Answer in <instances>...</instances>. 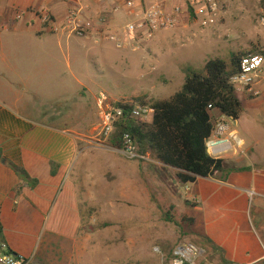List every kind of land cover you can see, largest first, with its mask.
<instances>
[{
	"label": "rangeland",
	"instance_id": "obj_1",
	"mask_svg": "<svg viewBox=\"0 0 264 264\" xmlns=\"http://www.w3.org/2000/svg\"><path fill=\"white\" fill-rule=\"evenodd\" d=\"M141 1L151 5L157 0ZM113 2H84L83 18L92 22L90 29L83 36L61 30L58 38L50 35L43 43L50 50H63L58 57H49V63L63 66V88L58 89L63 95L53 102L41 99L43 108L62 109L65 118L58 121L62 126L71 124L73 116L76 120L78 113L90 126L82 135V154L65 179L64 193L72 192L73 184L80 207L95 208L90 224L81 223L75 233L73 250H69L71 242L67 239V247L57 249L54 264H216L193 242L198 238V228L195 226V234L191 235L183 229L184 220L194 217V209L174 172L126 159L100 135L97 96L104 91L119 101L140 102L138 98L143 96L147 100L166 99L183 87L188 69L205 73V63L211 58L230 60L234 52L259 49L264 46L259 4L255 7L250 0L247 7L234 9L215 37L211 38L208 26L204 36L199 29L192 41L187 37L194 31L170 43L168 35L174 30L160 32L149 41L130 40L124 32L130 17L124 12L111 15ZM197 13L200 20L207 17L202 6ZM105 16L110 18L103 24ZM53 90L50 87L49 94ZM241 100L244 112L232 128L241 138L252 136L264 143V96ZM167 213L175 222L167 219ZM161 243L174 245L179 259L167 261Z\"/></svg>",
	"mask_w": 264,
	"mask_h": 264
},
{
	"label": "crops",
	"instance_id": "obj_2",
	"mask_svg": "<svg viewBox=\"0 0 264 264\" xmlns=\"http://www.w3.org/2000/svg\"><path fill=\"white\" fill-rule=\"evenodd\" d=\"M253 1L258 7V0ZM225 4L226 10L216 22L208 15L200 20L197 13L186 12L179 27L168 35L170 43L199 29L204 30V36L208 26L211 38L215 37L223 29L224 19H230L234 9L247 7L250 0H225ZM0 7L2 242L29 264H54L57 249L67 247V239L69 250H73L72 242L82 223L73 184L72 192L66 195L64 182L80 160L82 135L90 129L80 113L76 120L71 117V124L62 126L58 121L65 118L64 111L42 106L41 99L53 102L63 95L58 91L63 88V66L49 63L50 56L58 57L63 50L43 47L47 37L58 38L61 30L55 31L53 23L44 22V16L50 12L55 23L63 24L67 4L62 0H0ZM50 87L53 97H49ZM216 113L215 118L223 115ZM225 118L231 125L241 120ZM243 139L246 153L223 159L228 170H246H232L224 180L200 177L183 186L192 202L198 231L224 249L227 264H264V143L252 136ZM149 163L175 175L173 168L154 159ZM19 167L32 179H26Z\"/></svg>",
	"mask_w": 264,
	"mask_h": 264
},
{
	"label": "trees",
	"instance_id": "obj_3",
	"mask_svg": "<svg viewBox=\"0 0 264 264\" xmlns=\"http://www.w3.org/2000/svg\"><path fill=\"white\" fill-rule=\"evenodd\" d=\"M257 51L258 49L234 52L230 60L211 58L205 63V73L188 69L183 87L169 98L147 100V96L139 97L141 103L149 104L154 109L152 121L132 118V105L123 103L125 116L117 123L110 144H120L122 135L130 133L141 153L150 154L152 159L175 170L177 181L181 185L195 183L200 177L224 180L232 170H246L247 167L228 170L225 159L216 158L209 153L207 141L214 130V113L220 112L232 120L241 118L244 105L230 79L239 71L242 57ZM19 170L26 179H32L23 168L19 167ZM33 182L36 183L37 180ZM83 206L82 223L88 225L95 208ZM166 217L175 222L170 213ZM184 222L185 232L188 235L195 234L196 219L186 218ZM2 232L3 228L0 226V244ZM196 234L198 238L193 239V242L205 250L210 262L228 263L222 247L202 232L198 231ZM161 248L167 255V261L179 259L174 254V245L161 243ZM183 264L189 263L183 261Z\"/></svg>",
	"mask_w": 264,
	"mask_h": 264
},
{
	"label": "built area",
	"instance_id": "obj_4",
	"mask_svg": "<svg viewBox=\"0 0 264 264\" xmlns=\"http://www.w3.org/2000/svg\"><path fill=\"white\" fill-rule=\"evenodd\" d=\"M67 4L66 20L63 24L53 21L50 12H45L44 22L53 23L55 31L70 30L83 36L86 29L92 26L91 21H84L83 4L88 0H62ZM111 15L124 12L130 17V21L125 25L124 32L130 40L140 42L152 40L156 34L164 31L175 30L179 27L186 12L197 13V8L202 6L210 17L211 22L221 19L225 12V0H157L151 5H146L141 0H113ZM259 16L258 21L264 30V0H258ZM1 13V7H0ZM198 15V13H197ZM110 17L105 16L103 24L108 22ZM205 21L202 26L206 25ZM201 31H204L201 29ZM200 32L194 31L188 40L192 41ZM119 47H123L119 44ZM236 94L239 97L258 98L264 95V46L260 47L256 53H249L242 57L240 68L231 79ZM123 103L132 105L130 116L139 121H149L153 118L154 109L149 104L135 101H116L108 94L101 91L97 96V108L99 110V131L105 140L111 139L115 132L117 123L125 116ZM245 141L240 137L237 130L232 128L225 115L217 117L212 136L207 141L209 153L216 158L231 151L237 154H245ZM113 151L119 153L129 160L140 162H152L150 154L140 152L138 144L130 133H124L121 143L111 145ZM192 183H189L190 185ZM186 190H189L187 188ZM255 194L250 192V196ZM0 264H29L28 260L22 256L14 255L4 242L0 244Z\"/></svg>",
	"mask_w": 264,
	"mask_h": 264
},
{
	"label": "bare ground",
	"instance_id": "obj_5",
	"mask_svg": "<svg viewBox=\"0 0 264 264\" xmlns=\"http://www.w3.org/2000/svg\"><path fill=\"white\" fill-rule=\"evenodd\" d=\"M178 264H183L182 262H178Z\"/></svg>",
	"mask_w": 264,
	"mask_h": 264
}]
</instances>
